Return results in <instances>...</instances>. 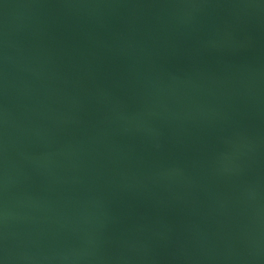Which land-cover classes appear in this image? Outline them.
<instances>
[{"label":"water","instance_id":"95a60500","mask_svg":"<svg viewBox=\"0 0 264 264\" xmlns=\"http://www.w3.org/2000/svg\"><path fill=\"white\" fill-rule=\"evenodd\" d=\"M0 264H264V0H0Z\"/></svg>","mask_w":264,"mask_h":264}]
</instances>
